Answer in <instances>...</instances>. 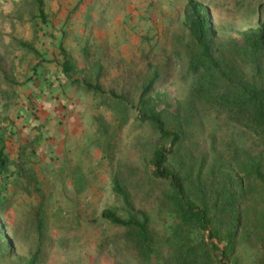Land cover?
Returning a JSON list of instances; mask_svg holds the SVG:
<instances>
[{
  "label": "rangeland",
  "instance_id": "obj_1",
  "mask_svg": "<svg viewBox=\"0 0 264 264\" xmlns=\"http://www.w3.org/2000/svg\"><path fill=\"white\" fill-rule=\"evenodd\" d=\"M53 1L42 0V17L35 0H0V126L7 128L10 160V174L0 179V223L11 244L0 264H26L34 255L37 264H138L126 248L125 228L101 215L106 208L124 213L112 190L115 176L148 217L153 246L161 254L154 257L157 262L169 258L167 251L182 248L195 254L196 264H264V147L222 109L189 96L192 76L181 25L187 0H172L165 12L159 6V11L144 10L140 35L134 32L130 42L115 29L93 25L88 36H81L78 3L69 12H51ZM200 2L220 41L240 42L241 32L264 17V7L258 11L264 0ZM133 9L127 13L115 5L102 18L122 20L129 14L136 20ZM60 45L78 70L73 78L97 81L108 93L123 96L121 111L106 95L103 100L70 84L57 62ZM236 67L238 74L254 75L245 55ZM153 71L159 74L155 94L166 95L159 109L182 135L170 161L184 176L186 193L196 201L200 190L214 198L216 188L237 189L242 182L241 222L230 257L223 254L225 211H217L209 227L219 225L218 236L190 222L178 228L182 217L171 189L151 176L153 147L169 145L135 117L139 92ZM222 200L219 196L220 205Z\"/></svg>",
  "mask_w": 264,
  "mask_h": 264
},
{
  "label": "trees",
  "instance_id": "obj_2",
  "mask_svg": "<svg viewBox=\"0 0 264 264\" xmlns=\"http://www.w3.org/2000/svg\"><path fill=\"white\" fill-rule=\"evenodd\" d=\"M35 3L39 16L43 17L42 0H35ZM263 7L264 3L260 4L258 11H262ZM181 25L187 34V42L184 44L188 60L187 72L192 76L189 96H195L222 109L229 118L245 128L264 147V17L260 19L256 27L241 32L240 42L234 39L220 41L218 28L207 7L198 0H187ZM21 44L38 54L30 44L24 42ZM179 52L177 48H174V54L179 55ZM60 55L61 60L57 62L70 84L78 86L85 93L101 97L103 100L106 97L113 103L114 109L122 110L120 107L122 104L118 103L123 100V96L113 91L108 93L97 81L73 78L78 70L71 64L70 55L62 45H60ZM242 55L247 56L253 64L254 75L249 78L237 73L236 64ZM158 77V71H153L142 85L135 116L140 123L151 125L159 137L169 143L168 146L159 144L153 147L149 159L151 176L167 183L171 189L170 197L179 208L177 211L182 217L178 228L190 222L200 229L209 230L210 225H213L219 216L217 211H225L227 229L224 237L227 240V248L223 254L230 257L234 254V240L241 222L238 203L243 191L242 182H237V189L226 188L225 185L216 188L213 191L215 192L214 198L206 197L205 193L200 190L201 196L196 201L186 193L189 187L185 184L184 176L171 165L170 161L175 153L174 147L182 140V135L180 130L168 126L163 111L159 109L160 103L166 102V95L160 94L162 97L160 98V95L155 94V83ZM6 131V127L0 126V179L4 174H10L8 168L10 160L5 151L8 139ZM28 176L32 175L28 174ZM112 190L120 198L124 213L120 214L114 208H106L101 215L111 225L125 228L126 248L131 251V257L135 258L138 264H169L172 259L177 260V264H196L195 254H186L181 246V249L176 248L173 254L167 251L166 253H169L167 260L157 262L161 254L153 246L147 215L140 208L135 207L129 193L121 185L117 176L113 178ZM219 196H223L221 205ZM2 203L0 197V208ZM219 229V225L213 226L210 229V237L218 236ZM174 233H177L176 230ZM10 246V241L4 234L2 223H0V255H4ZM212 246L218 249L217 245L212 244ZM193 248L196 250L195 247ZM190 249L192 248L187 247V251ZM194 250L191 251L194 252ZM26 264H37L36 256H32Z\"/></svg>",
  "mask_w": 264,
  "mask_h": 264
},
{
  "label": "crops",
  "instance_id": "obj_3",
  "mask_svg": "<svg viewBox=\"0 0 264 264\" xmlns=\"http://www.w3.org/2000/svg\"><path fill=\"white\" fill-rule=\"evenodd\" d=\"M160 1L163 2L162 5H160ZM198 1H202V0H198ZM170 2H172V0H54L51 4V7L50 6L49 7L51 12H56L58 10V12L66 13L71 11V9L75 7L78 3V13H81V16H79V21H81V23L78 25V33L81 36L84 37L88 36L89 34L88 32L92 28L91 25H93L94 28H97L99 26L105 29L108 28L107 31L111 29H115L116 31H119L123 34L122 37L125 38L126 42H130V39L133 40V38H135V36L133 35L134 32L137 33V36L140 35L139 30L143 25L141 20V15H144L143 14L144 10L147 11L148 9L149 12L151 9H155L156 11L157 10L159 11L161 8H165V10H163V12H165L167 11L166 6ZM180 2L182 3L183 0H178V3ZM115 5L122 6L123 8H125V10H127V13L128 11H131L134 8L133 10L136 13L135 16L137 19L131 20L130 19L131 15L124 14L122 16V20H113V21H110V19L103 20L102 18L103 14L108 13L109 10H111V7ZM158 6L161 8L159 9ZM94 14L96 15L95 17L93 16ZM132 17H134V15ZM68 97H69V101L76 102V100H74L73 97L71 96Z\"/></svg>",
  "mask_w": 264,
  "mask_h": 264
}]
</instances>
